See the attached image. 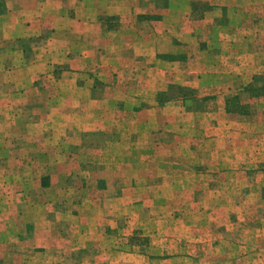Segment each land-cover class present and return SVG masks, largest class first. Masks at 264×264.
<instances>
[{
  "label": "rangeland",
  "instance_id": "rangeland-1",
  "mask_svg": "<svg viewBox=\"0 0 264 264\" xmlns=\"http://www.w3.org/2000/svg\"><path fill=\"white\" fill-rule=\"evenodd\" d=\"M208 2L0 0V264H264V141L194 133L217 100L264 134L263 73L187 60Z\"/></svg>",
  "mask_w": 264,
  "mask_h": 264
},
{
  "label": "crops",
  "instance_id": "crops-1",
  "mask_svg": "<svg viewBox=\"0 0 264 264\" xmlns=\"http://www.w3.org/2000/svg\"><path fill=\"white\" fill-rule=\"evenodd\" d=\"M208 7L206 6L203 14L204 20L199 23L201 28L196 26L197 21L192 20L193 35L196 34L198 36V32L203 33L202 30L208 29L210 32V40H206V46H208L206 56L202 57V51H200V47L195 46L193 51L190 48H184L182 46L183 43H179L180 52L184 53L186 51H192L193 56L191 59H187L192 62L196 68L197 73L206 72L205 76H208L210 79V83L216 84L221 83L220 80L227 81L231 77H236L237 75H241L243 77H247V75L252 74H264V0H208ZM188 14H190V10L188 9ZM183 18V17H182ZM163 23V22H162ZM182 23V22H181ZM161 24V23H160ZM164 31L162 30V33ZM132 39V38H131ZM135 42L129 41L126 43L127 45L136 46L140 45L143 48L142 54L147 57V60L144 61L145 64H149L154 66L153 58H156L157 54H164L165 52L173 51L172 45L170 43H166L164 35L156 36V39H151L150 37H143ZM110 43L113 44L112 41L120 42L118 36L116 39H108ZM140 42V43H136ZM106 44H109L106 42ZM206 48V46L203 44ZM196 50V51H195ZM190 55V54H189ZM144 57V58H145ZM166 60V59H165ZM161 60V61H165ZM204 60L202 62L203 65L199 63V61ZM208 62V63H205ZM159 63V61H157ZM166 62V61H165ZM162 70H160L161 74ZM209 74L207 75V73ZM263 73V74H261ZM220 80L218 81V78ZM245 81V80H244ZM218 84L214 85L211 89H208L209 92H217ZM214 89V90H213ZM211 105L208 107L212 111L205 112L206 117H198L200 114H195V118L198 120L197 129L194 133L196 135H200L203 133L204 136L207 135L205 130H213L219 125V131L221 134V139L225 142H242L237 143L236 146H241L244 141L256 140L259 138L260 141H264V134H255L254 132H249L247 130V126L251 124V120L245 117L241 118H233L230 115H226L223 112L215 113L213 112V108L221 109L219 106V102L213 104V100L209 102ZM223 105V104H222ZM194 115V114H193ZM194 117V116H193ZM202 122H204L202 124ZM251 122V123H250ZM226 123V124H225ZM227 123L236 125L234 132L235 134L232 137L235 140L230 139L228 133H224L221 131L222 126H226ZM208 124V126H207ZM201 125L203 128H200ZM217 125V126H215ZM228 125V126H230ZM203 129V130H202ZM246 129V131H244ZM209 135L206 136V141H209ZM254 135V136H252ZM247 136V138H246ZM227 137V138H226ZM252 137V138H251ZM211 141V139H210ZM233 145V143H232ZM228 146V145H227ZM206 156L214 157L213 152L205 153ZM241 155V154H240ZM204 156V153H203ZM228 156V155H227ZM223 163L221 167L226 170L232 167L228 162L226 155L223 156ZM244 160H238L236 163V168L239 169ZM234 166V165H233ZM220 167L218 165H214L212 170L218 171ZM238 171V170H237ZM236 171V172H237ZM228 172V171H226ZM239 175V174H238ZM201 184V182H197ZM210 181L204 184H208L206 186L209 187L215 186L216 184H209ZM174 185V184H173ZM191 182L189 181L188 186L191 187ZM197 186V185H192ZM221 187V186H218ZM45 234L41 238H46L49 233L52 234V231H48L44 229ZM48 250H52L50 247H46ZM264 263V262H261ZM20 264V261L18 262Z\"/></svg>",
  "mask_w": 264,
  "mask_h": 264
}]
</instances>
